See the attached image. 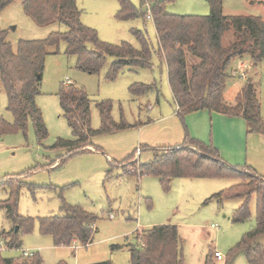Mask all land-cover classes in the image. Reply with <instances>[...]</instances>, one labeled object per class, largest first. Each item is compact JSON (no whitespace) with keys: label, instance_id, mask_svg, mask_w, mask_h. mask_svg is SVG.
Masks as SVG:
<instances>
[{"label":"rangeland","instance_id":"rangeland-1","mask_svg":"<svg viewBox=\"0 0 264 264\" xmlns=\"http://www.w3.org/2000/svg\"><path fill=\"white\" fill-rule=\"evenodd\" d=\"M23 1H15L0 14V27L7 32V41L15 51L20 41L45 40L53 33L68 31L59 23L38 26L25 14ZM76 1L82 11V23L94 29L104 43L120 45L126 42L140 49L134 31L144 33L153 50L152 68L125 69L111 81L107 76L113 58H108L99 73L88 74L79 70L75 56L66 53L65 43L58 49L49 50L40 85L41 95L37 99L48 139L40 145L31 123L26 135L16 132L0 136V182L11 178L24 180L27 186L20 193L19 214L37 220L33 231L22 235V247L19 250L1 249L2 256L18 259L28 250L38 253L44 264H57L61 260L68 264H131L129 245L136 243L137 234L158 225H175L184 241L185 264H205V257L212 249L219 250L227 258L231 249L256 224V197L253 196L250 204V219L237 224L232 221V215L242 200L213 201L207 205L204 202L236 185L238 180L181 178L175 179L170 191L165 192L156 177L129 176L120 167V162L137 152L133 166L125 167L126 172L134 173V167L139 168L140 163L151 160L152 152L148 150L170 148L180 142L179 133L185 136L182 123L174 118L176 106L169 87L167 65L158 56L159 41L153 19L143 15L127 21L117 19L120 10L117 0ZM130 1L141 10L140 0ZM146 12L144 7L142 14ZM166 12L175 16H208L210 7L205 0H176L166 5ZM223 14L260 17L264 21V0H223ZM232 37L233 33L227 34L224 43L228 44ZM245 60L249 58L245 57ZM246 63L253 68L246 71L257 84L264 118V62L259 66L250 61ZM237 83L238 80H230L227 84L225 97L228 102H234ZM63 84L74 85L86 93L91 102L94 130L101 127L97 108L100 103L112 104L114 120L120 123L124 119L133 127L94 137L93 144L100 149L98 151L88 147L90 151L69 157L67 150H52L58 139L73 140L60 105L59 91ZM134 84L155 85L158 91L135 98L130 93ZM3 120L9 125L15 123L14 115L8 111V96L0 82V123ZM259 135L251 133V150ZM110 171L112 174L108 179ZM31 186L35 189H30ZM6 198V192L1 191L0 201ZM63 201L99 217L91 245L83 247L75 243L70 247H56L52 237L40 233L38 219L64 215ZM12 228L5 211L0 209L1 241V233Z\"/></svg>","mask_w":264,"mask_h":264},{"label":"trees","instance_id":"trees-1","mask_svg":"<svg viewBox=\"0 0 264 264\" xmlns=\"http://www.w3.org/2000/svg\"><path fill=\"white\" fill-rule=\"evenodd\" d=\"M17 0H0V14ZM120 10L117 19L127 21L146 17L142 14L146 4L150 5L152 19L159 41L158 56L167 65L168 79L173 93L178 117L183 121L186 115L208 110L231 117H242L248 133L264 136V118L257 96V84L250 76L245 80L234 102L225 97L227 83L238 76L236 64L248 57L254 66L264 62V21L254 16H225L223 0H205L210 7L208 16H175L166 12V5L176 0H140L139 10L130 0H117ZM23 9L38 26L53 23L65 25V33H53L40 41H20L15 51L7 41V32L0 27V82L8 96V111L14 115V125L4 120L0 123V136L22 132L27 134L29 124L34 127L37 141L43 145L49 133L37 99L41 95L45 59L50 49L66 44V53L75 56L79 70L97 74L108 58L114 62L108 73V80H115L125 70L152 68L153 50L148 37L141 31H134L140 42V49L123 42L110 45L102 42L97 32L81 21L82 11L76 0H24ZM232 40L224 43L227 34ZM157 90L155 85L134 84L130 93L141 98ZM60 105L64 118L70 127L73 140L58 139L52 150H67L69 157L88 150H100L93 144L98 135H108L133 126L124 119L118 123L112 116V104L97 105L101 127L92 128L91 102L86 93L74 86L65 85L59 91ZM184 142L177 147L150 149L152 160L134 167V173L126 172V165H132L137 154L120 163L129 176H153L159 180L162 189L169 192L175 179H235L238 183L231 188L206 199L204 205L213 201L242 200L241 206L233 212L234 223L250 219V204L256 197L257 218L255 226L231 249L229 258L244 252L248 264H264V249L250 246L264 234V178L250 166L234 167L223 161L219 151L204 142L194 139L185 127ZM193 147L195 149H191ZM148 148V147H147ZM146 149V148H145ZM149 149V148H148ZM110 171L107 178L111 177ZM27 186L23 179L11 178L0 182V192L7 198L0 201L13 228L1 233L8 250L22 247V235L33 231L37 220L19 214L18 204L22 189ZM30 189H35L31 186ZM151 205V204H150ZM152 208V206H150ZM64 215L38 219L40 233L50 236L56 247H70L75 243L87 247L94 241L99 217L78 206L63 201ZM136 243L129 245L131 264H185L183 239L175 225L154 226L136 235ZM215 250L207 255L205 264H216ZM0 264H44L43 258L35 253L18 259L5 258L0 250ZM58 264H68L61 261ZM96 264H113L102 262Z\"/></svg>","mask_w":264,"mask_h":264},{"label":"crops","instance_id":"crops-1","mask_svg":"<svg viewBox=\"0 0 264 264\" xmlns=\"http://www.w3.org/2000/svg\"><path fill=\"white\" fill-rule=\"evenodd\" d=\"M236 68H237V64H236ZM248 69H249L248 71L253 70L252 67H249ZM248 71H246L247 77L248 76L251 77V73L249 74ZM230 80L239 81V83L235 85L237 92L236 95H237L241 91L245 81L240 79L239 75L236 77H232L231 79H229V81ZM171 95L173 98V102L176 106L172 91H171ZM177 112H178V108L176 106L174 118L176 119L178 118L180 120L183 126L184 133L186 127L189 132V135L192 138L200 140L205 144L215 147L219 151V155L221 159L226 163H228L229 165L234 167L250 166L255 170V172L259 176L264 178V140H263L264 138H259L260 135L256 136L258 138H256L257 140H254V147L251 150L250 137L253 136H251V134L248 133L247 124L242 117H231L216 112H210L208 110H202L186 115L182 121L178 117ZM164 119H166V117H164ZM178 137L180 138L179 139L180 142L172 147L180 146L184 142L185 136L179 133ZM260 137H264V136L261 135ZM91 150L94 151L95 149L92 148ZM142 155L143 153L141 154V156ZM150 155L152 160L153 154L150 153ZM253 227L254 226H252V228ZM215 251H219V250H215ZM215 262L216 264H248L244 252H239L231 258L227 257L225 258V261H218L216 259Z\"/></svg>","mask_w":264,"mask_h":264},{"label":"built area","instance_id":"built-area-1","mask_svg":"<svg viewBox=\"0 0 264 264\" xmlns=\"http://www.w3.org/2000/svg\"><path fill=\"white\" fill-rule=\"evenodd\" d=\"M147 8V15H146V18L147 19H152V14H151V8H150V5L149 4H146L145 6ZM248 65L246 63L245 60H239L238 63H237V68H236V71L238 72V75L240 77V79H242L243 81H245L247 79V73H246V70L248 69ZM213 228L215 229H219L218 226L216 225H213ZM5 246H4V242L0 240V250L1 249H4ZM35 254V252H32V251H23V255L25 257H31ZM215 258L218 260V261H225V257L223 256V254L220 252V251H216L215 252Z\"/></svg>","mask_w":264,"mask_h":264},{"label":"water","instance_id":"water-1","mask_svg":"<svg viewBox=\"0 0 264 264\" xmlns=\"http://www.w3.org/2000/svg\"><path fill=\"white\" fill-rule=\"evenodd\" d=\"M263 247L264 249V234L260 237H258L254 243L251 244L250 248L251 249H256L257 247Z\"/></svg>","mask_w":264,"mask_h":264}]
</instances>
